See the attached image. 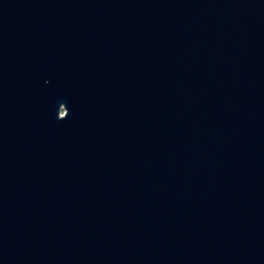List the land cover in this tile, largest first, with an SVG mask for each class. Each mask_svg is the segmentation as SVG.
I'll list each match as a JSON object with an SVG mask.
<instances>
[{
    "label": "water",
    "instance_id": "95a60500",
    "mask_svg": "<svg viewBox=\"0 0 264 264\" xmlns=\"http://www.w3.org/2000/svg\"><path fill=\"white\" fill-rule=\"evenodd\" d=\"M0 264H264V0H0Z\"/></svg>",
    "mask_w": 264,
    "mask_h": 264
}]
</instances>
